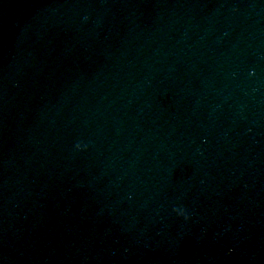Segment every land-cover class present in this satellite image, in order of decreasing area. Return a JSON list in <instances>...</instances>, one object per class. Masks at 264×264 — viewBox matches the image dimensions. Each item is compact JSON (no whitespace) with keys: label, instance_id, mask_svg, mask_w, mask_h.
<instances>
[{"label":"water","instance_id":"obj_1","mask_svg":"<svg viewBox=\"0 0 264 264\" xmlns=\"http://www.w3.org/2000/svg\"><path fill=\"white\" fill-rule=\"evenodd\" d=\"M0 264H264V0H0Z\"/></svg>","mask_w":264,"mask_h":264},{"label":"clouds","instance_id":"obj_2","mask_svg":"<svg viewBox=\"0 0 264 264\" xmlns=\"http://www.w3.org/2000/svg\"><path fill=\"white\" fill-rule=\"evenodd\" d=\"M80 147H81L80 144H77V145H76V148H77L78 150L80 149ZM173 211L177 212L178 215L183 216L184 219H186V220L189 218V217H188V214H187L186 211H184L183 209H175V208H174Z\"/></svg>","mask_w":264,"mask_h":264}]
</instances>
